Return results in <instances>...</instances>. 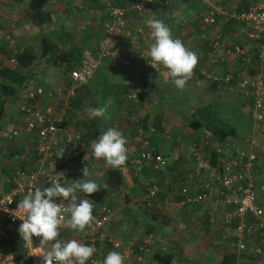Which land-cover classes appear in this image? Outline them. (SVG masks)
Wrapping results in <instances>:
<instances>
[{"label":"built area","instance_id":"obj_1","mask_svg":"<svg viewBox=\"0 0 264 264\" xmlns=\"http://www.w3.org/2000/svg\"><path fill=\"white\" fill-rule=\"evenodd\" d=\"M159 1L167 4L174 0H129L125 3L118 0H100L104 12L100 37L91 51L83 52L80 66L71 71V82L65 88V95L59 100L46 102L40 92L29 90L28 101L22 102L18 108L22 125L7 123L8 137L26 138V143L21 148L32 157L29 164L17 167L10 173L9 189L0 194V202L4 203L0 205V240L12 237L21 242L29 262L21 261L19 264H42V251L39 242H36L42 238L33 237L32 244L23 241L18 232L22 221L3 209L6 207L15 210L20 199L33 186H50V177L86 164L87 142L82 132L66 121L67 110L71 108L70 98L75 96L78 86L88 82L97 62L102 59H108L114 67L127 70L136 68L139 62L149 70L154 69L149 64L152 61L148 55V45L154 41L146 20L155 16L153 5ZM196 1L202 29L214 26L219 16H223V23L229 27L230 41L232 38L237 41L229 43L222 32L215 33L206 51L208 62L213 66L223 62L227 67L232 64V72L223 76L211 70L204 75L211 82L223 83L230 89L236 88L233 90L241 92L246 100L253 123H264V4L238 6L241 1L235 0L231 9L225 10L222 3L229 0ZM145 15L149 17L146 18ZM174 38L180 39L185 45L180 36ZM18 50L11 49L10 67L17 65L15 54ZM4 60L5 57L0 51V65L4 64ZM238 64L246 73L237 71ZM251 64L253 67H249ZM160 68L165 69L162 65ZM234 79L236 83H233ZM2 138L0 137V141ZM251 140L228 136L218 141L212 134L207 133L201 146L208 148V162L205 163L212 167L209 178L212 185L209 184L208 188L200 192L191 190L193 178L200 176L202 170L197 165L193 177L185 179L179 188L170 184L169 192L173 198H177L174 201L177 206H202L211 224L231 230L230 246L238 255L249 253L253 258L258 257L255 259L256 264H264V254L260 246L264 240V182L260 181V176H264V151L257 148ZM126 141L128 150L132 146L128 144L127 139ZM62 149L63 156L58 157ZM199 149L197 144L192 146L191 155L196 160L201 157ZM211 151L218 155L214 165H210ZM139 155L142 160H150L154 168L163 169L167 166L163 155L147 142ZM156 188L153 186L145 196V206L149 209L161 206V198ZM55 200L60 202L59 198ZM67 203L66 201V206ZM64 215L67 219L69 214ZM93 216L102 223L97 225L94 222L84 232L62 227L58 237L62 242L75 239L85 245L94 246L96 252L86 264H93V261L95 264H103L107 254L112 251L124 256V264H158L155 258L148 259L146 254L153 249L168 247V242L162 235L144 233L127 244L119 243L114 250H101L100 253V245L114 243L111 233L106 229L113 216L112 206L105 202L95 203ZM253 245L254 247H251ZM249 247L252 249L249 250ZM0 262L15 264L13 253L1 255ZM175 263L174 260L171 262Z\"/></svg>","mask_w":264,"mask_h":264},{"label":"crops","instance_id":"obj_2","mask_svg":"<svg viewBox=\"0 0 264 264\" xmlns=\"http://www.w3.org/2000/svg\"><path fill=\"white\" fill-rule=\"evenodd\" d=\"M118 1L125 3L129 0ZM180 1L183 2L181 6H185H183L181 15H186L185 10H187V6L190 7V4L185 0ZM28 3L29 0H0V51L5 57L3 63L7 66H10L11 49L27 48L34 52H39L42 46V39H56L59 35L61 39L68 36L72 44H80L83 47V52H86L92 50L93 45L100 37L104 12L98 0H47L43 8L48 12L51 19L48 24L42 25V28L35 26L26 17ZM162 6H164L163 3L159 1L153 9L159 11L163 9ZM171 11L170 7L169 10L164 12V15L167 21L173 23L171 25V31L173 32L178 29L179 23L176 24L172 17L175 15L180 17L181 15L178 16L174 11ZM145 17L148 18L149 16L145 15ZM222 18L223 16H219L217 23L209 28L210 32L204 30L200 32V36H203L200 41L196 39L189 42L187 38L184 39L183 37L186 41L185 47L189 50L191 49V43H193L192 45H195V42L200 44L196 49L200 50L196 52L198 64L193 71L191 79L183 89H177L171 78L165 82L166 69L160 68L159 72L156 69L149 70L143 66L142 62H139L136 68L127 70L114 67L108 59H102L97 62V66L88 80L89 85L85 90H82V93L86 92L84 98L81 99L82 104L78 105L77 108L71 107L67 110L66 121L79 129L83 136L85 135L88 151L86 153V164L78 169H70L65 172L61 183H65L67 179L69 181L84 179L82 169L85 166H88L91 173L88 179L95 180L92 178L99 177L94 174L96 171L106 168V163L101 158V163H99L101 167L98 168L96 166L97 159L93 155L92 142L97 140L107 129L115 128L123 133L125 139L128 140V144L132 146V148L127 150L128 158L125 165L119 167L123 183L115 188L105 199V203L115 208L116 213H118L117 224L111 226L112 219H110L106 226L107 231L113 237L114 243L112 245H100V250H110L118 246L119 243L127 244L130 240L140 238L145 233L141 227H145V224L151 222L156 227L154 228L155 232L152 233L162 235L168 242L167 248L170 246L180 247L183 252H189L196 263L200 261L202 264H209V262L213 263L216 261V258L220 262L221 254L215 253L214 248L209 246L214 242L224 245V248L227 247L225 243L231 244V232L226 233L228 229H221L214 224L206 226L204 219L207 213L203 207L177 206L174 203L177 198H173L169 192L170 184L179 188L183 185L185 179L193 177L194 168L197 165L202 170L200 176L193 178L191 190L200 192L211 184L209 178L212 167L205 163L208 162V148L201 146L203 137L208 132L204 124L198 129L195 127L199 125L197 122L201 117L200 111L209 106L212 103L211 101L216 102V104H218V101L220 104L226 102L234 104L232 101L235 100L233 89L236 88L230 89L223 83L211 82L204 75V73H210L211 70H214L217 75L222 74L223 76L232 72V64L227 67L226 63L223 62L213 66L208 62L206 56L208 43L216 32H222L225 39L228 42L230 41L229 27L223 23ZM181 22H185V19ZM188 25L186 22L184 30L182 29L184 36H187L192 31V29L188 28ZM193 35L196 38L195 32ZM5 36H8V38ZM206 38L208 39L206 40ZM205 42H207V45ZM235 42L237 41L232 38L229 43ZM59 46L61 47L60 43ZM199 53L200 55H198ZM220 68L223 70L219 71ZM29 75L32 84L28 90H37L47 102L54 99L58 100L62 97L60 95L57 96L58 92L54 91L57 89L56 84L58 82L61 84L58 91L64 94V91L60 89L66 88V84L70 80V78L66 79L62 68L51 66L49 61L42 57L35 60V67ZM233 83H236V79L233 80ZM208 84L217 90L227 91L228 97L224 96L226 97L224 98L225 100L223 98L218 100L216 94H213L216 98L211 95L209 88H207ZM28 90L23 92L20 97L13 98L4 104V106L6 105L4 116L7 119L13 117L16 120H21L22 116L18 108L24 102L22 96H25ZM122 91L128 93V95L125 97L123 94L121 97ZM238 93L239 103L247 109L246 100L240 94L241 92ZM135 95L136 99L134 98ZM104 106L107 107L105 118L92 119L85 111L86 108ZM70 111H72V115ZM78 119L83 122L79 123ZM4 123H11V121H4ZM262 124L264 126V123ZM256 125L254 123L253 130L249 132L240 131L235 137L241 140L251 138L254 145L264 151V142L256 138L259 133L255 128ZM187 141H189V145H186ZM145 142L163 155L167 161L165 168H154L150 160L140 159L138 154L142 151ZM194 144L200 147L201 157L198 160L191 155ZM1 159L0 157V162ZM20 159L22 164L27 161L22 156ZM16 168L9 170L8 174L3 170L0 172V188L4 185V189L2 192L0 191V194L8 191L10 173ZM98 174L100 175L101 172L99 171ZM260 181L264 182V176H260ZM153 186L157 187L158 195L161 198V206L155 207V209L159 211L160 215L165 216V219L168 220L166 223L161 221L154 222L150 216L143 212L144 208H146L145 196ZM81 193H77V202L80 200L79 196ZM122 210L124 211L122 212ZM130 211L134 212V215L131 214L132 216L125 219V213ZM125 220L128 222L126 223ZM128 226L130 227L128 228ZM136 227L140 231L139 233L137 232V237H131L135 233ZM113 231L116 234L118 233V235H114ZM119 236L123 238H119ZM204 242L208 246H205ZM207 248H210V250H207ZM229 249L231 247L225 250ZM214 254L219 256V258ZM211 255L214 256V259L210 258ZM203 257H208L209 261H204Z\"/></svg>","mask_w":264,"mask_h":264},{"label":"clouds","instance_id":"obj_3","mask_svg":"<svg viewBox=\"0 0 264 264\" xmlns=\"http://www.w3.org/2000/svg\"><path fill=\"white\" fill-rule=\"evenodd\" d=\"M146 24L151 29V37L154 41L148 45V55L152 61L149 63L150 66L159 72L162 65L167 70L165 82L171 78L177 89H183L198 64L197 54L186 48L180 39L174 38L171 28L164 21L150 18L146 20ZM134 98L136 99V95ZM85 111L92 119L105 118L107 107L86 108ZM126 144L123 133L115 128H109L92 142L93 155L97 160L103 158L111 168H119L125 165L128 158ZM63 153L64 149L58 157H62ZM59 174L49 178L50 186L43 188L33 186L20 199L15 210L6 207L3 210L22 221L18 232L23 241L32 244L33 237L42 238L39 242L42 264H54V262L55 264H86L96 252L94 246L85 245L75 239L62 242L58 237L62 227L84 232L94 222L97 225L102 223L93 216V201L80 199L77 202V193L82 192L92 196L100 190L101 185L88 179L91 175L88 166L82 169L84 179L72 181L67 179L65 183H61L64 173ZM55 198H59L60 202L57 203ZM3 204L0 202V205ZM65 213L69 214L67 219ZM260 246L262 248V245ZM103 264H124V256L112 251L107 254Z\"/></svg>","mask_w":264,"mask_h":264},{"label":"trees","instance_id":"obj_4","mask_svg":"<svg viewBox=\"0 0 264 264\" xmlns=\"http://www.w3.org/2000/svg\"><path fill=\"white\" fill-rule=\"evenodd\" d=\"M46 1L47 0H29L28 3V9L26 10V17L38 28H42V25L48 24V22L51 19L48 12L45 11V9L43 8V5H45ZM240 1L241 2L238 4V6H247L248 4H250L247 0H240ZM191 2L196 6V2H197L196 0H191ZM98 3L101 5L100 0H98ZM153 6L155 8L156 4H154ZM154 15L155 16L153 18L164 21V18H162L160 11L154 10ZM178 25H179L178 29L176 31H173L172 35L173 37L180 36L181 38H183L184 33L182 32L184 30L183 26H185V22H183V24L179 22ZM169 27L171 28V26ZM209 28L210 27H207L206 29L203 30L206 32H210ZM60 37L61 36L59 35L56 39H51V38L42 39V46L39 52H34L27 48L19 49L15 54L17 65L14 67H10L5 64L0 65V137H4L5 134L9 133L8 131L9 128L6 127L7 123H4V121L6 122L11 121L14 123H17L18 121L13 117H9L7 119L4 116V109L6 108V105L4 106V104H6L9 100L13 98L20 97L23 94V92H26V90L29 89L30 85L32 84L29 74L32 71V69L35 67V60H37V58L40 59L41 57L46 58L51 66L62 68L63 73L67 80L71 77L70 72L75 70L76 67L80 66V61L83 54V49H82L83 47H81V45L77 43L72 44V42L70 41V37L68 36L61 39ZM59 43L61 44V47L59 46ZM205 43L207 45V42ZM70 82H71V78L68 81V83ZM88 85H89L88 82L82 84L80 88H77L75 96L70 98V105L72 108H77L78 105L82 104L81 99L84 98L86 93V92L82 93V90H85ZM121 94H122L121 97L123 96V94L125 97L128 95V93L123 91L121 92ZM22 100L24 102L28 101L27 93L25 96H22ZM44 101L47 102L46 99H44ZM211 105L212 104L206 106L200 111L201 117L198 119L197 122L199 125L196 126L195 128L198 129L202 126V124H204L206 127V131L212 134L214 138L217 139L218 141H221L222 139L228 136L235 137L240 131L249 132L250 130H253L254 123L252 122V120H250L251 124L246 120H241L242 122L238 121L239 124L237 125L234 119H223L222 117H220L219 114H217L220 110L212 108ZM70 114L72 115V111H70ZM238 115L239 114H237V116ZM82 122H83L82 120H79V123ZM262 125H263L262 123H257L255 127L259 131V133L256 135V138L264 142V126ZM241 126L243 128L240 129ZM5 129H7V132L5 131ZM84 136L83 138L85 139V141H87ZM20 151L24 152L22 148ZM6 153H9V156L11 155V157L8 158L9 159L11 158V160H13L15 156L18 157L17 155L20 152L18 150H11V151L6 150ZM138 156L140 157L139 154ZM217 160H218V155L216 154L215 151H211L210 165H214L217 162ZM16 162L18 164V165L16 164L17 165L16 167L24 166V164L20 163L22 162L21 159H16ZM105 167L106 168L95 172L94 175L99 176L98 178L96 177L92 178L95 179L93 181H95L98 185H101L100 190L95 194H93L92 196H87L86 194L81 193L79 196L80 199L81 198L89 199L93 201L94 204L104 203L106 197L115 188H117L123 183V177L120 173L119 168H111L107 164ZM99 171L101 172L100 175L98 174ZM198 207L202 208V206H198ZM143 212L146 213L148 216H150L151 220L154 222L161 221L162 223L163 222L166 223L168 221L165 219V216L160 215L159 211L156 210L155 208L149 209L146 207L144 208ZM204 221L206 222V226L212 225L208 221L207 216L205 217ZM154 228L156 227L153 226V222L149 224H145L144 232L145 233L155 232ZM36 242H40V239L36 240ZM260 245H262V243H260ZM11 252L13 253L15 264H19L21 261H23L24 263L29 262V258H27L25 255V249L23 248L19 240H15L12 237L1 239L0 256ZM182 255L183 252L180 247L177 248L174 246H170L167 249H153L149 252L148 255L146 254V257L148 259L155 258L158 261V264H171V262L174 259H177ZM239 257H241V255H238L234 250H225L221 255L220 264H237L239 262ZM246 259L248 258L246 257ZM250 259H253L252 255L250 256ZM241 263H243V260Z\"/></svg>","mask_w":264,"mask_h":264},{"label":"rangeland","instance_id":"obj_5","mask_svg":"<svg viewBox=\"0 0 264 264\" xmlns=\"http://www.w3.org/2000/svg\"><path fill=\"white\" fill-rule=\"evenodd\" d=\"M185 1H188L189 2V4H190V7L189 6H187L188 8H187V10H185V13H186V15H184V14H182L181 15V13H182V11H183V6H181L182 5V3L183 2H181L180 0H175V1H172L171 2V4H166V3H163V5L164 6H162V8L163 9H161V10H159L160 11V14H161V16H162V18H164V22L166 23V25L167 26H171L173 23H171V22H169V21H167L166 20V16L164 15L165 13L164 12H166V10H169L170 9V7H171V9H172V11L171 12H175L176 14H178V16L179 15H181L180 17H177V15H175V16H173L172 18H173V20L176 22V24H178L179 22H181L183 19H185V23L187 22V24H189L188 25V28L191 30L192 29V31H190L191 32V34H190V32L188 33V35L186 36H184V39L185 38H187V40L189 41V42H192V41H195L196 39H198L199 41L201 40V36H200V32L203 30L202 29V24H201V21H200V16H199V12H200V10L198 9V13H197V11H196V9H197V6H195V4H192V2L190 1V0H185ZM251 5H258V4H264V0H247ZM179 2V3H178ZM234 2H235V0H229L228 2H223L222 3V6H223V9H227V10H229V9H231V7H232V5L234 4ZM173 4V5H172ZM166 5V6H165ZM165 7V8H164ZM185 7V6H184ZM187 11V12H186ZM162 12V13H161ZM171 12H169L170 14H171ZM184 27V26H183ZM197 30V31H196ZM200 30V31H199ZM195 32V34H196V38L195 37H193L194 35H193V33ZM193 35V36H192ZM208 38H206V40H207ZM205 41V40H204ZM238 41H240V39H238ZM184 42H185V44H186V41L184 40ZM193 43H191V46H190V50H192V51H194L195 53L197 52V51H200V50H196L197 49V47L200 45L199 44V42H195V45H192ZM198 55H200V53L198 54ZM249 67H253V65L251 64V65H249ZM223 69L222 68H220L219 69V71H222ZM252 70V69H251ZM237 71H240V72H245V70H244V68L243 67H240V64H238V68H237ZM254 71V70H253ZM251 72V71H250ZM246 73V72H245ZM62 82V81H61ZM209 82V81H208ZM68 85V84H67ZM60 86H61V84L58 82L57 84H56V87H57V89L56 90H54V91H57L58 92V94H57V96H64L65 95V88H61L60 90H62V91H64V94L63 93H60V91H58V89L60 88ZM66 86V85H65ZM67 87V86H66ZM50 88H52V86H50ZM207 88H209L208 90L210 91V93H211V95H213V94H216V97H217V99L218 100H221V98H226V97H228L227 96V91H225V90H222V89H219V90H217L215 87H212L210 84H208V86H207ZM224 89V88H223ZM239 91L238 90H234V96L233 97H235V100L234 101H232L234 104H231V102L230 103H228V102H226V103H222V104H220V102L218 101V104H216V102H214V101H211L212 103L211 104H213V105H211L212 106V108H214V109H217V110H220L217 114H219V116L220 117H222L223 119H234L235 120V122L237 123V125L239 124V122L238 121H241V120H246L247 122H250V120H251V116H250V113H249V109L247 110V109H245L244 108V106H242L240 103H239V99H238V97H239V93H238ZM241 94V93H240ZM231 95V94H230ZM214 96V95H213ZM224 96H226V97H224ZM237 96V97H236ZM215 97V96H214ZM215 97V98H216ZM232 97V98H233ZM244 98V97H243ZM59 100V99H58ZM209 100H211V98H209ZM225 100V99H224ZM237 114H239L238 116H237ZM107 116H109L108 114H107ZM110 117V116H109ZM238 117V118H237ZM78 120H80V119H78ZM242 122V121H241ZM14 124H16V125H19V126H21L22 125V123L18 120L17 121V123H14ZM250 124H251V122H250ZM238 127V126H237ZM241 128H243L242 126L240 127V129ZM5 131L7 132V129H5ZM5 132V133H6ZM24 143H26V138H24V137H21L20 139H10L9 137H8V133L7 134H5V136L1 139V143H0V157L2 158L1 159V162H0V172H2V170L3 171H5V173L6 174H8L9 172V170H11V169H13V168H15L18 164H17V162H16V159H20V157L22 156V157H25V160H27V161H24L25 163H24V165H26V164H29V160L31 159L30 158V155L31 154H29V153H24V152H22V151H20L21 150V146L24 144ZM186 145H189V141H187V143H186ZM6 150H9V151H11V150H18L20 153L17 155L18 157H14L13 158V160H11V158L9 159L8 157H11V155L9 156V153H6ZM15 160V161H14ZM11 161V162H10ZM21 164H22V162H20ZM99 163H101L100 162V160H97L96 161V166L98 167V168H100L101 167V164H99ZM17 164V165H16ZM3 189H4V185L2 186V188H0V191L2 192L3 191ZM112 210H113V216H112V220H111V226L113 225H116L117 224V220H118V213H116V209L115 208H113L112 207ZM124 210H122V212H123ZM134 215V212H132V211H130V212H126L125 213V219H127V218H129L130 216H132V215ZM112 221H113V223H112ZM125 222L127 223L128 221H126L125 220ZM127 225V224H126ZM130 226H128V228H129ZM141 227V226H140ZM115 228V227H114ZM142 229H143V231H144V227L142 226L141 227ZM116 229V228H115ZM139 231H140V229L138 228V227H136V229H135V233L134 234H132L131 235V237H135L136 235H138V233H139ZM134 232V231H133ZM138 232V233H137ZM229 232H231V230L230 229H228V230H226V233L228 234ZM113 234L114 235H118V233L116 234V232L114 233V231H113ZM137 237V236H136ZM119 238H123L122 236H119ZM261 243H262V241H261ZM201 244V243H200ZM199 244V245H200ZM263 244H264V242L262 243V247H263ZM204 245L205 246H208V244L206 243V242H204ZM225 246H227V247H225L224 248V245H221V244H218V243H212L209 247L211 248H214V250H215V253H217V254H222L224 251H225V249L226 248H228V247H232V246H230L229 245V243L227 242V243H225ZM251 247H254V245L253 246H251ZM203 248V247H202ZM210 248L208 249L207 248V250H210ZM250 249H252V248H250L249 247V250ZM263 250H264V248H262ZM203 250V249H202ZM262 250V251H263ZM183 252V251H182ZM220 252H222V253H220ZM100 253H101V250H100ZM149 254V253H148ZM147 254V255H148ZM189 254V255H188ZM263 254H264V251H263ZM215 255V254H214ZM239 255H241V257H239V262L237 263V264H245L246 262L247 263H254V264H256L255 263V259L257 260L258 259V257L257 256H254V258L253 259H250V256H251V254H246V253H241V254H239ZM215 256H217V255H215ZM149 257V256H148ZM218 258H219V256H217ZM246 257L248 258V259H246ZM210 258L211 259H214V256L213 255H211L210 256ZM203 259H204V261H209V259H208V257L206 258V257H203ZM216 261H214L213 263L211 262H209V264H220V262L219 261H217V258L215 259ZM242 260H243V263H241L242 262ZM176 263L175 264H202L200 261H197V263L194 261V258H192L191 257V255H190V253L189 252H187V253H185V252H183V255L181 256V257H179V258H177V259H175L174 260ZM0 264H2L1 262H0Z\"/></svg>","mask_w":264,"mask_h":264}]
</instances>
